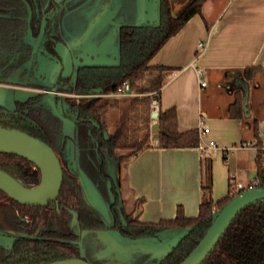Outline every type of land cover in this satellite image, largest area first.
<instances>
[{
    "label": "trees",
    "instance_id": "trees-1",
    "mask_svg": "<svg viewBox=\"0 0 264 264\" xmlns=\"http://www.w3.org/2000/svg\"><path fill=\"white\" fill-rule=\"evenodd\" d=\"M204 2L205 0H188L179 12L174 14L173 0H159L157 24H126L119 27L116 63L79 65L71 75L63 77L60 74L61 62L58 60L59 66L52 73L53 78L43 84L32 79H19L24 75H31V70L37 69L39 65L37 63L32 69L22 67L32 55V41L26 38L27 24L29 22L28 34L34 39L39 24L43 22L38 51L44 54L45 58L56 55L54 43L60 39L57 23L58 3L55 0H38L39 12L36 17L30 10L33 8L31 0H28L27 4L24 0H0V79L50 89L54 87L58 91L79 94L77 97L56 95L61 99L60 115L51 109L42 93L15 99L13 109L0 106V125L23 130L45 141L57 154L63 170L57 195L43 205L20 203L0 190V231L19 234L10 246L0 243V264H39L58 258L79 256L78 240L81 229H113L122 236L147 237L166 228H188L186 234L158 264H177L202 237L213 213L234 195L227 192L215 200L210 197L209 157L203 158V196L197 214L187 216L182 207L178 206L173 218L157 221L139 220L134 212H125L123 206H117L119 199L116 185L111 175L105 171L104 162L105 156L113 154L116 149L124 150V153L118 154V157L122 158L149 146V126L136 140L121 142V137L126 134L124 129L128 117L127 108L146 97L158 96L162 72L168 67L150 65L149 61L192 15L201 13ZM256 69V66L245 67V76L250 78ZM153 71L156 73L150 77ZM145 78L148 79L146 84L143 82ZM124 79H129L131 89L144 95H135L129 99L114 130L105 135L106 109L111 103L107 95ZM93 87H101L102 93L89 95L88 92ZM237 104L238 97L232 107ZM63 118L73 121L72 136L63 132ZM156 119L159 123L156 133L159 147H191L199 144L196 127L185 130L178 128L173 106L159 107ZM252 128L257 138L256 177L261 179L262 146L256 119L252 121ZM69 139L79 147L78 150L94 149L100 157L99 176L109 180V189L113 195V199L108 203L109 222L88 203L84 195L77 173L71 168V156L67 151ZM0 168L27 187H34L40 180L39 168L27 158L14 153L0 151ZM256 185H264V182L260 180ZM70 224H73L75 230ZM200 264H264V199L244 206L235 215Z\"/></svg>",
    "mask_w": 264,
    "mask_h": 264
},
{
    "label": "crops",
    "instance_id": "crops-1",
    "mask_svg": "<svg viewBox=\"0 0 264 264\" xmlns=\"http://www.w3.org/2000/svg\"><path fill=\"white\" fill-rule=\"evenodd\" d=\"M135 1L64 0L58 20L62 40L74 56L79 51L95 56L97 51L115 46L100 36V31L95 35L96 28L112 23V34L116 35L120 24L135 23V14H139ZM75 12L80 23H66L67 16H77ZM142 12L149 14L147 8ZM93 16L94 23L90 24ZM149 64L168 68L162 72L158 96H150L142 108L147 114L142 116L140 126L150 129L152 123L158 122L152 115L155 106H173L180 130L197 128L201 118L209 130L199 136L197 146L191 147H159L157 132L150 130L149 146L119 158V194L122 200L134 203V214L142 221L173 218L178 206L185 215L194 216L203 196L204 157L211 160L213 200L234 191L236 182L246 183L257 176V138L252 121L258 122L264 148V0H205L201 13L192 15ZM248 66L257 67L250 78L244 74ZM201 80L205 84L201 85ZM135 95L144 94L132 89L131 95L119 96L113 104L122 105L123 110ZM236 97L239 104L232 107ZM136 104L128 106V117L141 110ZM2 105L12 108V99L9 106ZM64 123L73 125L68 119ZM109 128L112 130L105 135L115 127ZM210 139L216 146L207 145Z\"/></svg>",
    "mask_w": 264,
    "mask_h": 264
},
{
    "label": "water",
    "instance_id": "water-1",
    "mask_svg": "<svg viewBox=\"0 0 264 264\" xmlns=\"http://www.w3.org/2000/svg\"><path fill=\"white\" fill-rule=\"evenodd\" d=\"M60 1V0H58ZM135 7L139 9V14H135V23H123L120 24L116 29V43L115 46H110L108 49L102 51H97V55H93L92 52L83 54L82 52H77L74 56L63 41H57L54 45V49L60 57L61 61V75H69L73 69L79 65H109L114 64L118 61V30L121 25H141V24H157L158 23V7L159 0H136ZM143 8L149 10V14H144L142 12ZM143 13V14H142ZM103 25H99L96 28L95 35L102 31ZM106 40V39H105ZM54 69L59 66L58 61L54 62ZM46 68L44 71L48 70V66L44 65ZM56 67V68H55ZM43 83V82H42ZM47 83V82H46ZM45 83V84H46ZM44 84V83H43ZM52 88L49 94L52 95L54 92ZM102 93L101 87H93L89 90L88 94H100ZM31 95V94H30ZM29 96V95H28ZM27 97V96H26ZM24 97V98H26ZM15 97L12 99V104L14 107L15 99H24ZM49 106L53 111L61 114L60 105L57 109L53 106L52 100L48 97L46 98ZM0 106L8 108L2 104ZM152 115H157V110H154ZM66 119L63 118L62 121ZM73 122V121H72ZM159 128V123L154 122L151 124L150 130L152 132H157ZM66 134V133H65ZM73 134V133H72ZM105 134V130H104ZM68 135V134H67ZM72 136V135H68ZM0 151L14 153L23 156L30 160L35 166L40 170V180L34 187H27L15 180L10 174L5 172L0 168V190L6 193L12 199L28 205H41L45 204L51 199H53L58 193L62 177L63 170L61 167L60 160L53 150V148L47 144L42 139L33 136L23 130L16 128H9L0 125ZM71 158V168L76 171L78 181L82 187L84 195L88 203L96 209L106 222L110 221V212L108 208V203L113 199L105 202L98 191L96 185L92 179L83 171L82 168L77 166L75 160L70 153ZM119 158V157H118ZM113 178L116 187L118 186L117 180ZM110 182L108 183V191ZM118 196L119 190H117ZM119 199L120 196H119ZM264 199V185H256L249 188L242 189L241 191L235 193L225 204L218 208L212 215L211 221L207 229L205 230L202 237L198 242L191 248V250L185 255V257L180 260L177 264H200L201 261L210 252L213 246L216 244L226 227L229 225L231 220L235 215L246 205L255 202L257 200ZM105 230L111 239V245L114 247H123L126 244H146L147 242L153 241L155 246L158 244H163L162 247L166 248L164 255L173 248L178 241L186 234L188 228L178 229V228H166L156 232L153 236H122L118 231L113 229H103ZM160 259V260H161ZM39 264H94L82 257H65L58 258Z\"/></svg>",
    "mask_w": 264,
    "mask_h": 264
},
{
    "label": "rangeland",
    "instance_id": "rangeland-1",
    "mask_svg": "<svg viewBox=\"0 0 264 264\" xmlns=\"http://www.w3.org/2000/svg\"><path fill=\"white\" fill-rule=\"evenodd\" d=\"M188 0H173L172 12L174 14L178 13L182 8L184 3ZM104 2V1H102ZM136 9V8H135ZM76 17L73 15H69L66 18L67 22H71L76 20L75 26L77 23H80L81 18L78 15V12H75ZM94 16L92 20L89 22L90 24L94 23ZM135 20L136 16H135ZM112 23H108L107 26L102 27V31L100 32V36L104 35L106 39L110 42L116 43V37L112 34ZM71 26V25H70ZM73 28V26H72ZM98 35V34H96ZM44 64L48 66V70L46 72H51L54 70V62L52 60L43 58ZM46 68V67H45ZM44 68V69H45ZM56 68V67H55ZM129 80V79H128ZM49 81L48 79L44 81H40L41 83H46ZM36 91L27 88L22 89L14 86H1L0 87V103L8 105L11 103V99L15 97L24 98L30 94L35 93ZM111 99V103L108 105L106 109V129L105 133L112 130L109 127H115L117 123L118 117L122 113V105L115 106L113 102H116L120 97L107 95ZM149 98H144L137 105L136 108L140 107L144 109L146 100ZM120 107V108H119ZM135 111V113L128 117L126 120L127 126L125 130V136L121 137V142H131L138 138V135L141 131H144L143 125L140 126L142 116L147 114L146 110ZM72 122V120H70ZM63 132L72 135L73 125H62ZM151 128V126H150ZM69 139V152L74 156V160L80 168L92 179L94 184L96 185L98 191L100 192L103 200L108 203L113 196L110 191H108V179H102L100 174L98 173L99 161L100 157L96 150L94 149H86L83 151L78 150V146ZM80 152V153H79ZM124 153L123 149H116L115 152L111 155L105 156V171L112 175L115 180H117V170L119 158L118 154ZM118 183V180H117ZM118 190V186L116 187ZM119 196L121 199H119ZM118 196V205L123 206L125 212H134V203L129 199L122 200L121 195ZM7 235L0 234V242H7ZM10 239V238H9ZM153 241L147 242L146 244H126L123 247H114L111 245V239L109 234L103 229H83L80 231L79 238V246H80V255L82 258L94 263V264H158L161 257L164 255L165 249L162 247L163 244H158V246L153 245Z\"/></svg>",
    "mask_w": 264,
    "mask_h": 264
},
{
    "label": "flooded vegetation",
    "instance_id": "flooded-vegetation-1",
    "mask_svg": "<svg viewBox=\"0 0 264 264\" xmlns=\"http://www.w3.org/2000/svg\"><path fill=\"white\" fill-rule=\"evenodd\" d=\"M25 3L27 4V1L28 0H24ZM32 1V4H33V8H31L30 10L33 11V13L36 15V17L38 16V12H39V3H38V0H31ZM57 3H58V9H57V23H58V20H59V14H60V10H61V7H62V4H63V1L64 0H55ZM29 4V3H28ZM31 11V12H32ZM30 21V19H29ZM29 22L27 24V30H26V38L27 40H31L32 41V47H31V58L28 59L27 61H25L23 64H22V67H29V69H32L37 63H39L37 69L35 70H31V75L29 76H22L21 78H19L20 80H27V79H32V80H36V81H44L46 79H48L49 77V80L51 78H53V75L52 73L56 70L54 69L53 71L51 72H45L43 71L44 68H45V64H44V61H42L43 58H45L44 54H42L41 52L38 51V47H39V44H40V41H41V38H42V31H43V22H41L38 26V33L36 35V37L33 39L32 36H30L28 33H29ZM58 29H59V23H58ZM59 34H60V29H59ZM57 41H63L62 40V37H61V34H60V39L57 40ZM55 41V43L57 42ZM64 42V41H63ZM54 43V45H55ZM55 50V49H54ZM56 52V51H55ZM46 59H49V60H52L53 62H56L58 60H60V57L58 56L57 52H56V55L50 57V58H46ZM34 61V62H33ZM61 62V61H60ZM62 69V67H61ZM74 70V69H73ZM43 71V72H42ZM73 72V71H72ZM71 72V73H72ZM71 73L69 75H71ZM60 74H61V71H60ZM67 75V76H69ZM63 77H66V76H63ZM13 78H16V76H13ZM17 79V78H16ZM0 86H14V87H18V88H22V89H27V88H31L33 90H35L36 92L33 93V94H36V93H42L45 95V97L49 98L50 100H52V104L53 106L57 109V106L60 105L61 107V99L58 97H56V95H64V96H72V97H77L79 96V94H76L74 92H62V91H58V90H54V92L51 94H49V92H51L52 88H45L44 86H40V85H31V84H25V83H11V82H7V80H3V79H0ZM54 88V87H53ZM32 95V94H31ZM88 95V94H87ZM91 95V94H89ZM15 106V105H14ZM14 108V107H13ZM12 108V109H13ZM68 120H71L69 118H66ZM63 125V124H62ZM73 128H74V124H73ZM75 145V144H74ZM79 148V147H78ZM67 151H68V154L70 155V152H69V141L67 143ZM74 158V156H73ZM63 178V177H62ZM62 183V182H61ZM57 195V194H56ZM55 198V197H54ZM53 198V199H54ZM51 199V200H53ZM50 200V201H51ZM50 201H48L47 203H49ZM46 204V203H45ZM28 205V204H27ZM43 205V204H41ZM124 208V207H123ZM74 220V216L72 215L71 217V221ZM46 223V222H45ZM71 227H73V224H70ZM74 229V227H73ZM75 230V229H74ZM83 230V229H81ZM79 230V238H80V231ZM0 234H6L8 237V241L7 242H0L2 243L3 245L5 246H10L12 244V241L19 235L18 233H14V232H1L0 231ZM131 237V236H130ZM10 238V239H9ZM79 241V240H78ZM76 257H81L80 255V249H79V256H76ZM85 259V258H84ZM50 261V260H49Z\"/></svg>",
    "mask_w": 264,
    "mask_h": 264
},
{
    "label": "built area",
    "instance_id": "built-area-1",
    "mask_svg": "<svg viewBox=\"0 0 264 264\" xmlns=\"http://www.w3.org/2000/svg\"><path fill=\"white\" fill-rule=\"evenodd\" d=\"M198 45L200 47H203L204 44H203V42H199ZM197 71L200 73V72H202V69L199 68V69H197ZM200 84L201 85L205 84V81L201 80ZM131 94H132V89L130 87V83H129L128 79H124L121 82V84L114 91H111V92L108 93V95H112V96H123V95H131ZM153 109L157 110V106H155ZM197 129H198V134H199L200 137L202 135H204L206 132H208V130H209L208 126L205 125V123H204L202 118L199 120ZM207 145L208 146H216V143H215L214 140L210 139V140H208ZM231 147H233V146H231ZM224 148H226V147H224ZM261 150H262V153H261V156H260V165H261V169H262V173H263L262 178L261 179H259L258 177L252 178L249 181H247L246 183L236 182L235 187H234V191H232L231 194H235L238 191H240L241 189H245V188H249V187H252V186H256V184L260 180L262 182H264V148L262 147Z\"/></svg>",
    "mask_w": 264,
    "mask_h": 264
}]
</instances>
